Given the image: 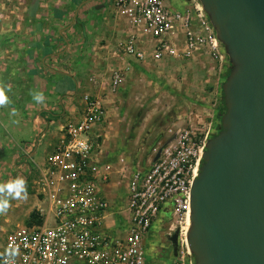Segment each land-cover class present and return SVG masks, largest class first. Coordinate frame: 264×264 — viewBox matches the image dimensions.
<instances>
[{
  "label": "built area",
  "instance_id": "1",
  "mask_svg": "<svg viewBox=\"0 0 264 264\" xmlns=\"http://www.w3.org/2000/svg\"><path fill=\"white\" fill-rule=\"evenodd\" d=\"M112 1L135 29L120 46L134 60L144 61L147 45L155 61L198 55L220 65L225 60L222 43L199 0ZM128 69L113 71L114 88ZM83 105L81 117L61 128L44 162L31 165L25 179L38 199L34 210L41 221L16 226L4 235L0 264H5L10 246L18 249L15 264H195L187 241L190 191L210 129L204 133L182 128L166 145L155 147L149 164L138 165L127 177L118 225L108 226L111 207L103 185L109 182L111 165L97 159L92 136L106 111L102 100L90 94L83 96ZM174 231L176 255L166 237ZM164 248L170 251L166 260Z\"/></svg>",
  "mask_w": 264,
  "mask_h": 264
},
{
  "label": "crops",
  "instance_id": "2",
  "mask_svg": "<svg viewBox=\"0 0 264 264\" xmlns=\"http://www.w3.org/2000/svg\"><path fill=\"white\" fill-rule=\"evenodd\" d=\"M134 31L112 0H0V83L11 89V103L0 107V163L16 161L27 168L43 163L65 123L81 117L83 96L100 98L106 117L92 136L97 159L111 165L109 182L103 185L111 207L108 226L118 225L126 183L117 185L122 146L105 74L128 67L125 78L141 69V62L120 50ZM32 90L43 93L44 103L32 99ZM13 109L18 115L11 114ZM169 252L164 248L163 260Z\"/></svg>",
  "mask_w": 264,
  "mask_h": 264
},
{
  "label": "water",
  "instance_id": "3",
  "mask_svg": "<svg viewBox=\"0 0 264 264\" xmlns=\"http://www.w3.org/2000/svg\"><path fill=\"white\" fill-rule=\"evenodd\" d=\"M199 1L232 66L190 191L188 247L195 264H264V0ZM166 237L176 255L177 231Z\"/></svg>",
  "mask_w": 264,
  "mask_h": 264
},
{
  "label": "rangeland",
  "instance_id": "4",
  "mask_svg": "<svg viewBox=\"0 0 264 264\" xmlns=\"http://www.w3.org/2000/svg\"><path fill=\"white\" fill-rule=\"evenodd\" d=\"M146 47L141 69L126 76L119 86L114 88L111 83L112 71L105 74L110 80L106 91L111 97L109 106L114 111V123L122 146L117 185H124L138 165L149 164L153 149L173 140L179 129L193 127L204 133L210 129L213 135L220 126L224 110L220 91L232 66L228 56L223 70L224 63L220 65L205 55L155 61L150 56V47ZM23 164L16 161L0 163V184L17 177L25 179L31 169ZM37 201L32 184L27 182V199L10 200V209L0 215V241L9 230L27 225ZM160 235L164 242L163 233Z\"/></svg>",
  "mask_w": 264,
  "mask_h": 264
},
{
  "label": "clouds",
  "instance_id": "5",
  "mask_svg": "<svg viewBox=\"0 0 264 264\" xmlns=\"http://www.w3.org/2000/svg\"><path fill=\"white\" fill-rule=\"evenodd\" d=\"M11 89L0 83V107H6L11 103L7 95V91ZM32 99L37 103H44L45 97L42 92L32 90L29 93ZM12 115H18L17 111L13 109ZM18 123V121H14ZM27 199V181L23 177H17L6 183L0 184V215H4L10 209V200H25ZM18 249L10 246L6 252L5 264H15V257L18 255Z\"/></svg>",
  "mask_w": 264,
  "mask_h": 264
},
{
  "label": "trees",
  "instance_id": "6",
  "mask_svg": "<svg viewBox=\"0 0 264 264\" xmlns=\"http://www.w3.org/2000/svg\"><path fill=\"white\" fill-rule=\"evenodd\" d=\"M221 94H223L222 93V89H221ZM222 105H223V101H222ZM223 107H224V105H223ZM218 129H220V126H219V128ZM217 129V130H218ZM41 221V219H40V217H39V215H38V213H37V211L36 210H33L31 213H30V219L28 220V222H27V225H31V224H33V223H38V222H40Z\"/></svg>",
  "mask_w": 264,
  "mask_h": 264
}]
</instances>
